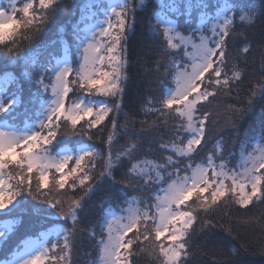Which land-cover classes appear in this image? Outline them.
Segmentation results:
<instances>
[{
  "label": "snow or ice",
  "instance_id": "6c2138e0",
  "mask_svg": "<svg viewBox=\"0 0 264 264\" xmlns=\"http://www.w3.org/2000/svg\"><path fill=\"white\" fill-rule=\"evenodd\" d=\"M62 4L27 0L19 8L15 3L0 7V46L15 63L23 62L19 75L0 74V214L8 217L0 219V244L16 231L21 211L30 208L41 225L51 216L62 218L54 229L23 239L0 264H73L82 235L95 247V258L86 264H135L142 254L152 257L151 264H193L198 221L199 230L216 226L203 215L229 202L243 209L264 205V112L245 130L236 168L225 162L223 137L202 163H192L214 115L207 106L219 95L239 96L246 87V106L230 109L240 116L264 99V42L258 46L261 74L246 86V69L236 59L251 55L250 42L227 68L237 16L254 28L264 22V7L257 12L251 0H158L149 28L154 38L163 37L155 65L161 98L158 107L146 110L157 119L143 124L157 131L169 127L171 138L159 144L156 159H139L142 151L153 152L152 141L142 148L139 138H129L113 151L124 127L114 117L123 112L129 78L128 34L145 0H86L78 6L70 39L61 28L41 59L30 42ZM17 12L22 13L19 19ZM179 16L187 17L186 23L198 17V25L185 35ZM74 87L82 95L70 100ZM105 132L106 152L96 143ZM65 137L74 139L66 142ZM105 184L109 190L99 215L88 220L87 202ZM129 190L151 194L138 199ZM160 191L162 196L156 194ZM246 222L259 223L264 231V212ZM82 224L91 227L82 229ZM50 236L57 241L51 246ZM228 253L236 260L242 250L233 246Z\"/></svg>",
  "mask_w": 264,
  "mask_h": 264
},
{
  "label": "trees",
  "instance_id": "16d2710c",
  "mask_svg": "<svg viewBox=\"0 0 264 264\" xmlns=\"http://www.w3.org/2000/svg\"><path fill=\"white\" fill-rule=\"evenodd\" d=\"M0 2H2V5L8 7L7 5L11 3V0H0ZM25 2L27 0H14L17 8L22 7ZM84 2L86 0H63L62 7L56 16L34 36L30 42V46L42 53L41 59L50 50V42L59 39L61 28L64 29L65 38L70 39L72 25L79 19L78 6ZM209 3L214 4L215 0H209ZM251 3L255 6L257 12L260 8L264 7V0H251ZM157 7L158 0H145V6L138 8L135 13L132 30L127 38L129 78L123 95V112L114 117L118 124L124 127H122L120 134L117 136V142L113 144V151L119 150L121 145H124L129 138H139L142 148H146L149 141H152L151 147L153 152L146 153L142 151L138 154L139 159H156L161 154L159 144L171 138L169 127H160L159 131H157L148 128L147 124H143L144 121L151 124L153 120L157 119L156 115L151 113L146 114V110L158 107V101L161 98V88L158 84V74L155 65L160 60V57L157 55V49L163 42V37L161 36L159 40L154 38L149 28V25L155 22L153 10ZM21 16L22 13H16L17 19ZM177 20L179 30L185 34H189L187 29L196 27L199 22L198 17L187 23L188 18L185 16H179ZM233 27L235 32L229 42L227 68H231L237 50L242 49L249 42L253 45V48L250 49L251 55L241 54L236 59L239 67L246 69V86L248 80H253L261 74L260 48L258 46L264 42V22L257 21L254 28H248L246 22L239 21L237 16ZM245 56H247L246 63ZM74 59L77 58L74 57ZM22 63V61L15 63L14 57L9 56L7 49L0 46V74L9 70L19 75L23 71ZM73 66L75 67L76 65L73 64ZM24 87L27 91L29 88L28 82L24 83ZM242 89L239 96L221 94L211 105L207 106L211 108L214 115L205 138L206 143L202 142L201 149L198 150V154L192 161L193 165L202 163L206 156L213 152L216 140L223 137V156L228 168H236L238 166L240 142L244 138L245 130L258 118V113L264 112V99L258 100L253 111L243 116L230 110L231 106H235L236 108L246 106V87L242 86ZM74 93H69L70 100H77L82 95L81 90L75 87ZM95 99H102V97H95ZM110 118L112 117L110 116ZM129 119H131V123H128ZM171 123L173 122L170 120ZM174 123L179 124V121L176 120ZM142 127L144 128L143 132H141ZM73 139V137H65L66 142ZM105 139L106 132L96 143L106 152V146L102 144ZM63 146L61 145V147ZM68 146L71 147L72 145L68 144ZM167 154L169 153H164V155ZM216 155L219 157L220 153H216ZM216 162L220 163L221 161L218 158ZM97 166L99 167V163ZM159 187L162 189L165 185H159ZM108 190L109 185H102L101 189L88 200L86 205V217L88 220H94L99 215L100 204L108 195ZM149 194L151 193H139L129 190V195L136 196L138 199L146 198ZM156 194L159 195V192ZM205 195H208V193ZM32 203L35 204L37 202L32 201ZM189 203H192V201ZM262 212H264V205L249 206L248 209H243L239 205L229 202L226 208L220 207L215 209L211 214H202L204 220H212L216 226L211 229L205 228L199 230L198 221L195 226L198 228V231L193 237V241L197 245V248L194 250L193 264H264V231L261 230L259 223L246 222L252 217L259 218ZM18 215L20 216V223L16 231L9 240L0 244V262L8 259L16 250V245L23 239L31 236L30 233L35 232L34 234H36L38 233L37 231H46L47 227L51 226L53 222L62 223V218L51 216L47 219L46 223L41 225L39 218L31 213L30 208L27 211H21ZM5 218L8 217L0 214V219ZM65 226L67 227L68 225ZM80 227L87 229L91 225L82 224ZM51 237L49 241L50 246L57 243L54 236ZM233 246H240L242 250V254L236 260H231L228 253V250ZM94 258V241L87 235H82L73 249V264H86V261ZM151 261L152 257L142 254L135 261V264H151Z\"/></svg>",
  "mask_w": 264,
  "mask_h": 264
},
{
  "label": "rangeland",
  "instance_id": "374dc122",
  "mask_svg": "<svg viewBox=\"0 0 264 264\" xmlns=\"http://www.w3.org/2000/svg\"><path fill=\"white\" fill-rule=\"evenodd\" d=\"M135 2H139V0H135ZM11 3H14V0H11ZM7 6H8V5H7ZM0 7L7 8L6 5H5V6L2 5V2H0ZM100 18L103 19L102 16H101ZM185 35H188V34H185ZM162 41H163V40H162ZM76 58L78 59V57H76ZM73 67H74V66H73ZM159 195L162 196V195H163V192L160 191V192H159ZM58 224H60V223H59V222H56V223L53 222V224H52L51 226H48L47 228H48V229H54L55 226L58 225ZM41 229H42V228H41ZM48 229H47V230H48ZM37 232H38V233H36V234H34L35 232L30 233L31 237L34 238L35 236H38L39 233H40V231H37ZM29 237H30V236H28L27 238H29ZM51 238H52V237L50 236V237H49V241H50ZM49 246H50V242H49ZM4 261H5V260H4ZM1 262H3V261H1Z\"/></svg>",
  "mask_w": 264,
  "mask_h": 264
}]
</instances>
